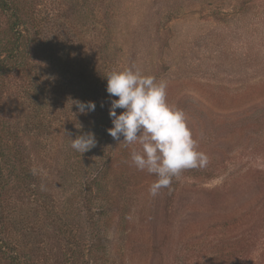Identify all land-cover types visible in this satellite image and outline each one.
Wrapping results in <instances>:
<instances>
[{
  "label": "rangeland",
  "instance_id": "obj_1",
  "mask_svg": "<svg viewBox=\"0 0 264 264\" xmlns=\"http://www.w3.org/2000/svg\"><path fill=\"white\" fill-rule=\"evenodd\" d=\"M26 2L64 57L31 62L28 95L6 96L30 170L7 205L19 254L35 264H264L261 153L210 150L203 167L152 196L156 176L131 162L141 146L107 131L105 77L135 66L167 81V102L188 126L234 115L219 106L264 85V0ZM76 100L96 108L81 114ZM89 131L97 143L81 155L70 138Z\"/></svg>",
  "mask_w": 264,
  "mask_h": 264
},
{
  "label": "trees",
  "instance_id": "obj_2",
  "mask_svg": "<svg viewBox=\"0 0 264 264\" xmlns=\"http://www.w3.org/2000/svg\"><path fill=\"white\" fill-rule=\"evenodd\" d=\"M26 3V0H0V264H35L19 254L17 244L9 242L7 205L13 188L22 183V177L29 176L30 170L26 166V147L20 137L22 129L11 124L5 114L4 108L9 102L6 96L13 91L21 98L28 95L29 84H24V74L31 62L36 63L42 57L54 66L53 57L62 55L55 50V45L44 43L41 22ZM38 48L41 51L36 53ZM258 102L264 104V85L238 94L219 106L221 111H236L234 115L193 116L189 128L198 150L205 155L214 150L221 157L235 149L254 150L264 157V108L253 110L259 108Z\"/></svg>",
  "mask_w": 264,
  "mask_h": 264
},
{
  "label": "clouds",
  "instance_id": "obj_3",
  "mask_svg": "<svg viewBox=\"0 0 264 264\" xmlns=\"http://www.w3.org/2000/svg\"><path fill=\"white\" fill-rule=\"evenodd\" d=\"M105 77L113 124L107 131L114 140L120 141L122 136L120 143L125 146L135 143L141 146L131 152V162L138 170L156 176L149 187L150 195L156 196L160 189L168 188L182 171L207 163L206 155L198 150L185 113L167 102V81H157L156 77L143 74L135 66L113 69ZM72 102L81 114L96 108L93 101ZM118 108L123 109L119 115ZM70 141L71 147L81 155L97 143L91 131L70 138Z\"/></svg>",
  "mask_w": 264,
  "mask_h": 264
}]
</instances>
